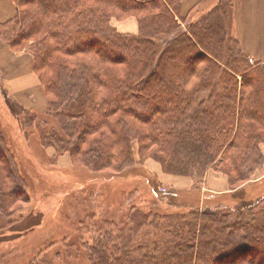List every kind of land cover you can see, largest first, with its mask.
Listing matches in <instances>:
<instances>
[{
    "label": "trees",
    "instance_id": "obj_1",
    "mask_svg": "<svg viewBox=\"0 0 264 264\" xmlns=\"http://www.w3.org/2000/svg\"><path fill=\"white\" fill-rule=\"evenodd\" d=\"M180 1L16 0L15 15L0 23V38L9 41L1 34L14 32L35 40L34 69L48 94L43 112L9 108L7 114L0 105L1 215L13 216L19 202L55 214L53 221L45 217L41 226L26 231L30 239L46 228L42 241L32 245L35 259L52 252L61 264H148L146 245L139 239L148 238L152 229L159 231V221L167 222V232L186 235V254L167 253L158 264H193L197 252L207 264L219 243H232L222 229L205 224L226 219L176 207L179 196L224 207L222 196L202 194L198 184L182 194L160 192L156 176L133 155L137 139L141 157L152 153L164 171L190 174L206 169L242 139L241 157L223 159L238 171L241 178L235 180L249 179L243 178L244 170L260 163L253 154L258 141L264 144V63L251 67L232 32L235 0L222 1L207 17L200 16L189 25L190 33L156 46L157 34L147 31L155 24L163 32L174 31ZM130 14L138 19V35L120 34L111 25L112 17ZM21 41L18 37L14 45ZM199 49L208 50L211 58L205 50L192 63L195 53L201 56ZM201 61L207 65L198 66ZM224 66L230 71L218 73ZM255 69L261 80L244 94ZM195 74L199 78L191 87L188 81ZM238 75L243 77L240 88ZM6 115L13 123L2 120ZM249 118L262 130L247 124ZM63 158L68 162L60 163ZM261 188L252 190L258 191L254 201L242 190L233 196L238 203L225 207L236 210L233 225L263 245L264 221L250 223L256 207L246 210L261 202ZM45 198L51 199L46 209ZM260 210L264 220V208ZM184 215L186 221L173 220Z\"/></svg>",
    "mask_w": 264,
    "mask_h": 264
},
{
    "label": "rangeland",
    "instance_id": "obj_2",
    "mask_svg": "<svg viewBox=\"0 0 264 264\" xmlns=\"http://www.w3.org/2000/svg\"><path fill=\"white\" fill-rule=\"evenodd\" d=\"M16 1V0H15ZM14 1V3H15ZM222 1L228 2L230 4L229 0H202L192 9L186 10L185 14L180 9L179 14L174 15V20L176 21L177 25L173 26L174 31L170 32L166 31L163 32L160 29L157 28V24L151 25L153 29H149L147 32L148 34L156 33L157 35H154L155 38V44L156 46H162L165 42H170V40L174 37L175 34H179L181 32H186L187 34L190 33L192 26H189L191 23L196 24L198 21V18L200 16L207 17L209 13L214 12V10L222 3ZM182 4V1H180ZM18 3V2H17ZM17 3H15V6L17 8ZM46 4V3H45ZM47 5V4H46ZM172 9L173 7H169ZM178 8V7H176ZM179 9V8H178ZM17 10V9H16ZM159 9H156L154 12H159ZM118 13V11H116ZM114 16V15H113ZM142 17V16H141ZM22 18V14H21ZM20 18V19H21ZM135 19L137 24V31L136 32H122L118 29L117 24L129 19ZM111 25L115 28V30L120 34H126V35H138L140 33L139 31V22L135 15H124V16H114L111 19ZM149 27L150 25H145ZM228 29V26L225 25ZM231 27V26H230ZM9 30H14L13 26L8 27ZM19 29V28H17ZM16 29V30H17ZM145 29V28H144ZM232 29V27H231ZM23 30V29H22ZM229 30H224V32ZM233 32V31H232ZM10 32L8 34L2 33L1 35L7 36L9 38V41L3 38H0V43L7 44V48L10 52L14 53H22V57H24V53L28 54L33 62V72L36 74L37 79L38 75L35 72L34 69V56L33 51L31 48L34 47L36 44L35 40H24V37L21 36V34ZM18 37L22 38V41L18 45H14L15 39ZM236 41V40H235ZM237 46L239 47L238 43L236 42ZM97 50H99L98 46H95ZM200 54L208 55V50L199 49ZM12 53V54H14ZM201 56L197 55L196 53L192 56L191 61L198 62L199 59L203 58V55ZM15 57V55H13ZM209 56V55H208ZM211 58V56H209ZM20 60L24 59L21 57ZM248 62L251 67L258 68V66L255 62H250L251 59L250 56L247 57ZM120 59V58H119ZM222 62V61H221ZM223 63V62H222ZM207 65L206 61H201V63L198 66H205ZM197 66V67H198ZM221 69L218 70V73H222L223 71H230L228 67H220ZM4 67L0 63V72L1 75L3 74ZM260 74V71L255 69L253 74V79L249 83L248 86H245L243 89L244 94L246 93H252L254 91V81L261 80V78L258 76ZM261 75V74H260ZM250 77V75H249ZM199 78L198 74H195V76H192L188 83L191 87H193L197 79ZM238 81H239V88L242 85V79L243 77L238 75ZM247 79V77L245 78ZM39 80V79H38ZM40 82V80H39ZM18 83V82H15ZM247 80H244V85H247ZM42 88L43 85L40 82ZM216 87V86H215ZM12 88L14 89V92H16L17 85L16 84H10L7 81H2L0 79V105H2V109L4 112L9 114L10 109H13L16 113H20L21 110L24 109V105H22L14 96V93H11ZM44 90V88H43ZM45 92V90H44ZM202 95L207 96L209 94L208 91L205 89L202 90ZM19 94H24V92L19 91ZM46 100L48 104V94L45 92ZM244 103V102H243ZM10 108V109H9ZM149 116V115H148ZM243 118V116H242ZM2 120L8 123H13L11 118L6 115L4 118L2 117ZM252 118H249V121L247 120V124H256L258 129L262 130V127L258 122L252 121ZM242 121H246L243 120ZM243 122H240V125ZM239 125V128H240ZM256 127V126H254ZM236 143V142H235ZM244 141L242 139L239 140V142L234 144V146H231V148L227 151V153L222 154L219 153L216 157V160L214 163L208 165L206 169H203L202 171H194L190 174H186L185 171L182 170V172H173V171H164L165 169L162 168L161 162L156 155H144L143 157L139 154V142L137 139H134L132 141V150L133 155L136 160L142 161L144 167L153 173L158 181L160 182V192H169V191H182L183 192L189 191L192 186L195 184H198L200 192L203 193H209L214 194L216 193V196H222L220 202L224 204V207H211V206H204L203 205V199L200 201H195L194 199L186 198V196H179L175 197V200L177 201V206L180 208L182 212H187L190 210L193 211H200L206 214H211V217L217 218V219H226L219 220L217 224H209L205 223L206 225H211L213 228L216 227V229H222L224 232V237L230 238L231 242L229 245L224 244H218V250L215 254H213V257L209 260L207 264H264V244L260 245L253 241L250 238V235L248 234V231L243 228V231H239V228L234 226L233 223L235 222L234 217L232 216V213L235 212V209H231L228 207H225L227 205H234L238 203L237 199H234L235 193L239 192V194L242 193V190L245 192H249V200L254 201L257 198L258 191H252L259 188V186H263L264 188V144L260 141L255 144L256 148H258L256 155L253 154V156H257L254 160H259L260 163L255 167V165H250L249 170H244L245 173H243V178H249V179H241L240 181L235 180V176L237 178H241L238 176V171L234 169H231L227 162L223 159H227L230 157H237L238 159L241 157L242 154V146ZM155 151V150H154ZM69 160V158H68ZM67 158L61 159L62 164H65L68 162ZM252 160V162H254ZM263 160V161H262ZM217 162H222L217 163ZM240 187V189H239ZM261 188V190H264ZM231 194V195H226ZM263 198L258 202H256L253 205L246 206V210L250 209L252 207H256L254 214L250 216V223L254 224L255 226H260L263 224V218L260 213V209L264 208V194L262 195ZM174 198V197H170ZM49 198H45L43 203L45 204L44 208L46 209V206L49 202ZM210 200V199H209ZM211 200H216V198H213ZM168 202L170 208L172 211H175L176 207H173L170 203L171 201H165ZM3 205L0 206V210ZM241 209V208H240ZM15 214L13 216H2L0 212V264H61L59 259L54 255L52 252L43 253L41 254L40 258L35 259V246H32L33 243L38 241H42V237L46 234V228L31 237L30 239L26 238V231L30 227H39L42 225L44 218L49 217L48 223L50 221L54 220L55 214L54 213H46L45 215L35 210L34 208L30 207L29 204L26 203H16L14 205ZM261 215V216H258ZM248 219V217H247ZM176 222L186 221V215L184 216H177L175 219H173ZM204 221V220H203ZM56 222V221H55ZM202 222V221H201ZM166 223L164 221H159L157 226L159 228V231L152 229L149 233V237H145V239H139L140 243H144L146 245V254L144 257L147 259L148 264H158V260L165 257L167 253L170 254H177V253H184L186 254V235L179 234V233H171L167 232L165 230ZM249 223V222H248ZM175 228V225L172 227V229ZM124 226L120 229L123 230ZM145 231L141 232L144 233ZM146 234V233H144ZM124 235L122 234V237ZM181 242L182 244H180ZM136 245V244H135ZM262 249V250H261ZM136 251H141L142 248L138 247L135 249ZM5 261H4V259ZM145 259V260H146ZM155 259V262L152 260ZM7 260V262H6ZM84 260V259H80ZM141 261L136 262L135 264H140ZM203 261H200L199 254L197 252L193 264H203ZM81 264H89V261L82 262Z\"/></svg>",
    "mask_w": 264,
    "mask_h": 264
},
{
    "label": "crops",
    "instance_id": "obj_3",
    "mask_svg": "<svg viewBox=\"0 0 264 264\" xmlns=\"http://www.w3.org/2000/svg\"><path fill=\"white\" fill-rule=\"evenodd\" d=\"M181 9H192L202 0H181ZM16 13L14 0H0V23L7 22ZM122 32H136L135 19L124 20L117 24ZM232 31L242 49L255 62L264 63V0H235L232 12ZM10 52L7 44L0 43V63L4 71L0 79L16 84V92L11 93L26 109L43 112L47 108L45 92L33 72L31 57L24 53ZM15 55V57L13 56ZM21 57L24 58L20 60ZM1 75V72H0ZM18 82V83H15ZM19 91L24 94H19Z\"/></svg>",
    "mask_w": 264,
    "mask_h": 264
}]
</instances>
